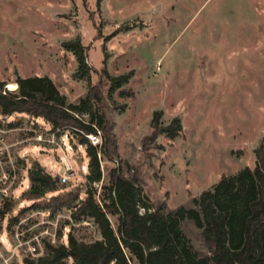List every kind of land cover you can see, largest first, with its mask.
<instances>
[{"label":"rangeland","instance_id":"obj_1","mask_svg":"<svg viewBox=\"0 0 264 264\" xmlns=\"http://www.w3.org/2000/svg\"><path fill=\"white\" fill-rule=\"evenodd\" d=\"M126 24L131 29H123ZM69 41L85 46L89 70L83 76L76 54L65 47ZM103 71L133 75L110 95ZM28 76H49L73 103L91 85L99 88L118 142V155L106 160V179L119 165L127 177L138 173L154 204L193 206V198L223 175L254 167L256 149L264 144V0H0V80L16 90L9 83ZM155 111H162L163 124L181 119L178 136L152 138ZM12 121L23 128L6 135L12 143L31 129L50 128L25 113L0 114V136ZM28 146L25 157L20 156L23 145H17L4 159L17 172L13 190L19 197L6 198L15 205L0 216V264H25L31 254L27 240L41 254L49 238L44 229L54 231L69 220L67 208L52 215L50 208L31 207L35 201L52 203L59 191L40 200L23 198L36 161L59 178L64 171L62 151L54 145ZM72 147L67 155L76 175L64 191H83L82 167L89 156L80 143ZM6 199L0 193V207ZM16 215L20 222L9 230ZM73 225L85 239L100 236L93 224ZM182 225L195 247L205 250L195 224L185 220Z\"/></svg>","mask_w":264,"mask_h":264},{"label":"trees","instance_id":"obj_2","mask_svg":"<svg viewBox=\"0 0 264 264\" xmlns=\"http://www.w3.org/2000/svg\"><path fill=\"white\" fill-rule=\"evenodd\" d=\"M122 28L129 30L131 25ZM65 47L76 54L79 75L83 76L89 70L85 46L80 41H69ZM103 73L110 81V95L133 75L132 71L120 75ZM17 83L16 90H9L6 82L0 80V114L9 117L25 113L42 118L58 135L68 132L74 145L83 144L89 156L85 190L76 187L64 191L65 184L58 186L60 178L36 161L29 170L31 188L23 193V198L40 200L59 191L52 196V203L42 206L35 201L31 207L50 208L52 215L67 208L75 223L90 220L100 234L98 238L85 239L75 233L76 225L67 220L65 224L71 225L68 241L52 243L46 238L43 252L27 255L25 264H264V144L256 149L254 167L223 175L193 198V206L167 209L149 200L138 173L127 177L117 165L106 179L99 152L103 159L113 160L118 155V142L112 121L101 105L104 96L99 88L91 85L87 94L73 103L49 76L18 77ZM161 116L162 111H155L152 138L159 133L170 138L178 136L183 127L181 119L163 124ZM18 124L12 121L8 126L14 128ZM98 130L104 140L101 147L93 145L86 135ZM101 181L98 193L95 183ZM14 205L13 200L6 199L0 216L5 217ZM185 220L199 229L205 250L197 249L188 237L182 225ZM19 221V215L11 217L8 229Z\"/></svg>","mask_w":264,"mask_h":264},{"label":"built area","instance_id":"obj_3","mask_svg":"<svg viewBox=\"0 0 264 264\" xmlns=\"http://www.w3.org/2000/svg\"><path fill=\"white\" fill-rule=\"evenodd\" d=\"M14 129H19L20 131L23 130V128H21L20 126L14 127V128L9 127L5 130H2L3 135L0 136V193L3 196V199H6V198L15 199L19 197V195H17L16 192H14L13 190V187L17 180V172L14 168L12 167L9 168L8 165L6 166L8 162L4 160L5 157L6 158L11 157L13 147L17 145H23V147L20 148V156L22 158L25 157L26 154L29 152L30 146L28 145H30L31 143L35 147L43 146L45 144L54 145L57 149L62 151V154L59 156V158L61 162L64 164V171L60 177L59 183L64 185V184L69 183L71 180H73L74 176L76 175V171H75L74 166L69 161L68 155H67V149L73 150L71 137L68 132L58 135L57 131H52L50 128L47 130V132H44L42 130H37V129H31L30 133H28L26 136L19 137L17 138V141L15 143H12L7 140L6 135L14 131ZM86 135L89 141L93 145L98 146V147L102 146V136H101L100 130H98L97 133H90ZM81 146L83 147L84 145L81 144ZM99 159H100L102 171L104 173L105 164L107 162H106V159L102 158L101 152H99ZM82 169L84 173H87L88 164L87 165L84 164ZM100 183L102 184V181ZM95 185L99 186V183H95ZM26 188L27 190L31 188L30 182L26 184ZM69 220L71 221V224H73L74 220L71 215H69ZM82 223L92 225V222L87 219H85ZM65 230L70 231L71 225L64 224L62 227H59V223H57L54 231L50 232L47 228H45L44 232L49 235V239L52 243H56L60 240L63 241V239L66 238L68 232L66 233ZM16 233L18 234V231H16ZM60 233H62L61 236H60ZM24 242L28 245V251L31 254L36 255L40 252V247H38L36 243H31V241L29 242V240L24 241Z\"/></svg>","mask_w":264,"mask_h":264},{"label":"bare ground","instance_id":"obj_4","mask_svg":"<svg viewBox=\"0 0 264 264\" xmlns=\"http://www.w3.org/2000/svg\"><path fill=\"white\" fill-rule=\"evenodd\" d=\"M9 88H11V89H16V88H18V84L17 83H15V82H11V83H9Z\"/></svg>","mask_w":264,"mask_h":264}]
</instances>
